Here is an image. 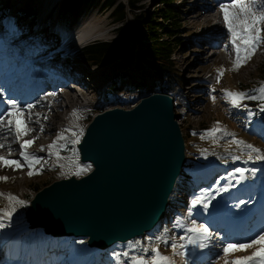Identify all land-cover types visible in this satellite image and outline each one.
<instances>
[{"label": "rangeland", "instance_id": "obj_1", "mask_svg": "<svg viewBox=\"0 0 264 264\" xmlns=\"http://www.w3.org/2000/svg\"><path fill=\"white\" fill-rule=\"evenodd\" d=\"M29 1L31 0H20V2L19 0H0V30L6 27L1 33L2 35L15 31V38L16 36L21 38L20 34L27 32L29 29L27 34H30L31 40H35L34 45L36 43L35 48L38 49V54H44L48 51L62 48L64 46V44H62L63 38L66 37L69 28L75 22L78 23L81 18H89L104 30V34L86 43L94 42V40L116 39L121 43L126 42L127 44L123 54L118 56L125 57L128 54L135 55V46L142 42L140 39L145 37L148 32L147 28L139 25L135 15L144 14L145 19H147L152 10H156V8L161 6V2H158V0H138L136 9H126V14L122 21L125 30L121 32L116 28L118 25L120 26L121 21H116L114 19V10L112 7L101 5L102 0H94L86 3L80 9H74L72 11V16L68 17L69 21H66V19L65 21L63 20L64 22H69V25L66 27H63L64 23L61 22L59 14L57 13L59 5H52L47 8L48 10L45 11L44 14L51 11L49 14L50 22H53L55 19L53 18L54 15L58 14L59 20L57 23L62 27L61 34L50 35L51 29L54 28L55 24H52L53 26L50 25L48 30L44 31V26L41 27V20L44 14L41 15L39 10L34 9L38 5L37 0H32L31 5L28 3ZM189 1L192 2V4H190ZM200 2V0L196 2H193V0H175L172 2L173 9H178L177 16L182 33H180L178 37L180 42L172 47L173 49L170 57L173 62L168 77L171 78L169 82V86L171 87L170 93L175 97L176 104L174 106V112L178 114L177 121L180 123L183 137L186 139V157L188 155L186 148L188 150L190 149L188 145L191 140L190 137L194 138L196 135V139L193 140L196 141L191 145V150H194L195 153L192 159H188V164L186 162V167L184 169L182 168V171L184 170V173L190 176H197L207 171L208 168L212 170L218 167L223 170L225 174H228L233 165L248 161L249 163L255 164L245 183L256 188L257 183L264 182V173H261L262 171L260 172L259 170L261 164H263L264 168V160L256 159L257 155L264 156V133L260 132L262 136H259V131H250L255 122L253 121L252 125L249 124L254 117L252 116L251 119L248 113L251 109L254 111L255 115H259L260 106L264 105V100L244 99L240 102L242 106L233 107L229 99L225 97L223 90L227 89L232 92L259 95L258 90L264 87V30L260 33L262 40L257 45L256 51L252 57L246 63L235 68L234 61L236 56L233 46L230 43V33L224 23L221 7H214V13L219 15V19L221 20L220 27H222V31L218 33V36H215V39L214 36L210 35L209 30V26H211L213 22H204L203 19L199 18L198 20L195 18L196 15L193 13L195 9L192 6L199 7L198 4ZM21 4L25 5L26 8L16 10V7H21ZM222 4H231V0L225 1ZM206 7L207 5H205V8ZM10 8L12 12H8ZM230 10L239 13L238 8ZM257 14L259 13L257 12ZM151 18L161 22H167L166 19H162L160 13L153 14ZM243 18V16L239 17V19ZM35 20L37 22H35ZM233 22L236 23V21ZM168 23L169 21L162 24ZM260 27L264 29V22H261ZM34 30L35 32H33ZM204 34L207 35L206 39L201 37ZM218 38H220L222 42L226 40L221 46L218 44L215 47L211 46V49H207L206 43L209 42L215 45L220 41L217 40ZM37 39H46V42H39ZM12 41L15 42V39ZM144 41H147V39L145 38ZM50 42L54 44H51V47H47L46 45H49ZM42 44L45 45V49L39 51L40 48L38 45L40 46ZM203 49H205L206 52ZM213 49H216V51L215 54L213 53L212 55L211 50ZM62 52L66 51L60 49V54ZM58 55L59 54H56V56ZM69 58L72 59L74 57L69 56ZM74 64L76 67H74ZM145 64L149 65L146 60ZM114 65L115 64L108 67L100 66V68L97 69L99 72L87 74L78 62H68L66 67L72 68V75L81 73V78L77 80L90 92V94H85V92H83L81 95L85 102L90 103L89 106L82 109L81 114H83V119L81 124H68V126L58 129L59 124L63 122H54L58 130H55L53 134L49 132L44 135V138L47 140L52 137L51 144L56 140L57 134L63 132L65 138L57 141V147L52 150L53 153L58 152L59 159L55 154L49 155L47 143H42L41 146H43V150L34 145L28 147L27 151L29 153H34L41 158V163L34 166V171L36 169L39 170L38 174L29 176V169L21 157H16L15 160H18L21 164H25L24 167L13 168L8 166L0 171V177H8L7 180H0V193H3V195L0 196V209L10 210L12 206L16 208V212L13 213L10 221L7 218H4L2 221L6 227L0 228V261H2V259H20L23 257L29 259L30 256H27V253L31 252V247H35L34 253H37V257L42 255L39 249L43 248L47 256L53 255L54 258L57 257V254L72 255L71 257L75 259L76 264L78 261L84 264H94L90 263V260L93 258L96 259L95 264H124V262L130 261L132 256L137 255L151 259L152 253L150 249L158 248L159 253L164 257H168L172 264H225L226 260L231 264L233 260L252 256L254 252L264 248V245L253 244L251 247L244 250L230 249L227 254L223 252V248L228 244H246L238 243L244 240L246 234L253 237L256 235L255 231H260V234L264 233V230H259V228L249 229V224L244 219V217H249L251 214L252 208L245 212V209H247L250 204L247 202L240 204V202L237 203L233 201L237 198L245 197L246 194L240 192L238 195L236 193L232 196V193L225 192L226 198L220 196L219 206L214 205L206 214H200L198 210L192 213V210L190 211L191 208L186 210V200L188 196L182 195V190L184 189L181 185L178 191L180 197L174 199L177 205L176 209H167V215L164 217L161 224L148 231L145 236L136 238L134 241L125 243L123 246L116 243L107 247L106 250H102V247L100 250H94V246H90L88 243L87 237H50L44 233V228L33 226L28 214V208L37 192V187L42 189L55 180L70 178L72 176L79 178L92 168L89 163L79 161L81 157L78 153V143H72L76 138L73 133H80L84 127H87L93 116L102 111L101 109L103 108H128L138 103V101L135 102V100H137L139 96L142 97L144 92H159V89L152 90L153 85L148 86L150 87L148 89H144V85H142L141 90H144L140 92L135 91V89L130 88V86H126L124 88L125 92L120 93V95L119 91L114 92L112 98H108L104 89L107 85L112 84V80L108 76L116 71L114 70L116 68ZM211 65H213V68ZM149 66L150 69L147 72H145V68L134 70L126 69V72L134 74L137 77H142L144 80L153 84L163 82L165 84L166 81H168L164 72L162 73L158 70L154 72L153 67H151L152 65ZM102 69L103 72H100ZM88 71L90 72L89 69ZM219 73L222 74L219 75L218 80L215 75ZM64 74L68 75V72H64ZM83 74L87 75L86 79L82 76ZM128 77L129 75H127L126 78ZM115 78L119 81V75ZM130 81L132 82V80ZM123 83L124 81L121 82L122 85H124ZM60 89L64 91L65 95L72 93L67 87H62ZM97 89L99 90L97 91ZM71 90H75L73 92L76 94L82 92V90L79 89ZM167 90L169 91L170 89L167 88ZM93 91H97L98 93ZM56 92L57 91L52 94L59 93V91ZM135 93L136 96H134ZM213 97H215V99H213ZM7 100L8 99L5 101ZM262 118H264V114H262ZM245 124H247L246 131L244 127ZM214 128H218L220 131L210 133L209 130ZM65 129L70 130L64 131ZM188 133L193 135L189 137ZM202 136L204 138H201ZM234 139L243 141L244 143H234ZM59 145H64V147H59ZM245 145H252L260 151L258 153H251L250 149ZM13 152L19 154V147H16ZM250 154L252 155V159L248 158ZM234 157H239V159H234ZM77 167L84 169L80 175L74 174ZM218 172L219 170L217 169L215 174ZM25 173H27L26 176ZM204 178H209V173L205 175ZM183 182L184 180L181 181V184H183ZM219 192L220 191H217L216 193L219 194ZM247 192L250 193L251 190L248 189ZM10 194L20 200L27 201V204L23 206L15 204L14 201H10ZM0 215H2V213H0ZM193 221H195L197 225L203 223L208 227V238L204 241L207 247L200 249L194 245H187L186 248L182 249L180 245L186 244V241L180 240V236L185 234L184 229L191 226ZM225 222H228L226 224L230 227L229 233L233 234V240H230L229 238L231 236L223 232L222 225ZM262 224H264V219ZM164 240H167L168 243L163 242ZM16 241L19 243L13 245V242ZM172 243L177 245L175 250L171 247ZM122 247H125L128 255H119V257H117L119 248L121 249ZM249 264H262L261 257H256L254 260L250 261Z\"/></svg>", "mask_w": 264, "mask_h": 264}, {"label": "water", "instance_id": "obj_2", "mask_svg": "<svg viewBox=\"0 0 264 264\" xmlns=\"http://www.w3.org/2000/svg\"><path fill=\"white\" fill-rule=\"evenodd\" d=\"M177 117L170 96L154 91L133 108L95 114L79 145L92 168L38 189L28 208L33 226L102 248L151 229L186 159Z\"/></svg>", "mask_w": 264, "mask_h": 264}, {"label": "snow or ice", "instance_id": "obj_3", "mask_svg": "<svg viewBox=\"0 0 264 264\" xmlns=\"http://www.w3.org/2000/svg\"><path fill=\"white\" fill-rule=\"evenodd\" d=\"M221 12L223 15L224 23L228 28L230 33V43L233 46L236 59L234 61V67L238 68L241 64L246 63L252 55L255 53L257 45L261 42L262 37L260 35L261 31L264 30L260 27L261 22H264V0H231V4H221ZM239 9V13L235 11H231L230 9ZM257 12L259 14H257ZM240 16H243V19H239ZM233 21H236L234 23ZM219 73L217 79L219 80ZM3 89L0 88V96L3 95ZM226 98L229 99L230 103L233 107H240L241 101L244 99L251 100H264V87H261L259 91V95H248L244 92H232L227 89L223 90ZM215 99V97H213ZM35 105L28 103L26 105L21 106L17 102V99L10 98L5 102L4 107H0V133H8L12 137V143L19 142V155L23 158L25 164L27 165L29 171L28 175L32 176L34 174H38V169L34 171V166L41 163V158L36 156L34 153H29L27 151L28 147L34 143V139H24L22 142L21 138L28 135L33 131L31 127L28 125L35 122L39 123V119L33 120V117H39V113H32L31 109L34 108ZM246 107V106H245ZM27 110V111H26ZM260 112L264 113V105L260 106ZM73 116H76V110L72 112ZM249 115H253V113L249 112ZM78 118V117H77ZM44 119H47L45 116ZM43 131V125L40 128ZM70 129H65L64 131H69ZM220 131L218 128H214L209 130L210 133H215ZM81 133H73L76 137L72 143L76 144L79 142V135ZM65 137L63 132L58 133L56 140H54L51 144L48 145L49 155L55 154L59 159L58 152L53 153V149L57 147V141L63 140ZM201 138H204L203 136ZM234 143L243 144V141H238L234 139ZM248 149H250L251 153H258L260 150L254 148L252 145H245ZM7 147L9 149V153L12 152L11 143L0 142V148ZM59 147H64V145H59ZM41 150H43V146H41ZM249 159H252V155L250 154ZM234 159H239V157H234ZM256 159L264 160V156L257 155ZM0 164L3 166H9L13 168H22L25 164H21L18 160L8 159L4 156H0ZM84 171L83 168L77 167L75 175H80ZM246 169L236 168L235 172L240 174L236 183H239L241 180L245 179L244 173ZM8 177H0V180H7ZM232 185L228 186L231 187ZM228 187L220 188V192H227ZM3 193H0L2 196ZM10 201H14L15 204H19L21 206L27 204V201L20 200L19 198L9 195ZM215 197H209L206 195H198L191 201L192 208L196 209L199 205L203 208L204 211H208L210 208V203L214 200ZM244 201H240V204H244ZM16 212V208L12 206L10 210H2L0 209V228L6 227V225L2 222L4 218H7L9 221L11 220L13 213ZM185 234L180 236V240L186 241V244H181L180 248H186L187 245H194L197 248L203 249L207 247V244L204 242L208 238V227L201 223L196 224L195 221L192 222L191 226L184 229ZM161 239V238H158ZM163 242L168 243L167 240ZM253 244H261L264 245V233H261L257 238L252 239L250 243L246 244H228L223 248V252L227 254L229 250H244L248 247H251ZM171 247L175 250L177 245L175 243L171 244ZM150 252L152 253L151 259H148L144 256H132L130 261L124 262V264H172L168 257H164L159 253L158 248H151ZM121 255L117 254V257ZM123 255L127 256L128 253L125 252ZM256 257H261L262 264H264V248L259 249L254 252L252 256L238 258L237 260L231 261V264H249L250 261L254 260ZM225 264H229L226 260Z\"/></svg>", "mask_w": 264, "mask_h": 264}, {"label": "trees", "instance_id": "obj_4", "mask_svg": "<svg viewBox=\"0 0 264 264\" xmlns=\"http://www.w3.org/2000/svg\"><path fill=\"white\" fill-rule=\"evenodd\" d=\"M92 1L94 0H61L58 6V9H57V13L59 14V18L61 19V22L64 23L63 27H66L67 25H69L68 24L69 22H64V21L65 19L66 21H69L68 17L72 16V13H73L72 11L74 9H80L86 3H89ZM137 1L138 0H124V1L122 0H102L101 5H105L106 7H112V9L114 10V19L116 21H121L120 26L118 25L116 28L119 31L123 32L125 28L122 25V21L125 17L126 9L127 8H129L130 10L136 9ZM173 1L174 0H158V2H161V6L156 8V10H152L151 14L149 15V17H147V19H145L144 14L135 15V17L138 20L139 25H142L144 26V28L148 29L147 35L143 37L142 39H140L142 42L138 43L137 47L134 50L136 53L137 59L143 60V61L146 60L149 63V65H152L151 67H153L154 72L156 70L162 73L164 72L165 77L167 76L168 78V81H166L165 84H160V83L155 84V86L153 87L154 89H166L167 87H169L170 85L169 82L171 81V78L168 77V75L170 74L169 71H170V68L172 67L171 64L173 62L170 57L172 53V49H173L172 47L176 46V44L180 42L178 37L180 36L179 34L182 33V30L180 29V22L177 16L178 9L176 10L173 9V6H172ZM20 9H24V8H20ZM155 13H160L162 19H166L167 22L169 21V23L162 24V23H167V22H161L159 20L151 18V16ZM145 38L147 39V41H144ZM126 45H127L126 42L121 43L116 39L98 40V41H94L90 44H87L81 47L78 50V52L75 54L76 59H79L80 61L88 62L90 64H96L102 67H105V66L108 67V66L115 64L114 66L118 70L113 74V76H111L113 80V83H112L113 85L107 89L106 95L108 98H112L114 92L119 91V95L120 93L125 92L124 88L126 86H130V88L135 89V91L137 92L138 91L140 92L142 85H144V88L147 86L145 81H139L138 79H136V77L129 76L128 78H126L127 72L124 70V68L132 64V60H131L132 58L129 59L130 61L122 60L123 57L118 56V55L123 54V52L126 49ZM136 64L140 65V62L137 61ZM149 65L146 64V69L150 67ZM117 75H119V82L115 78ZM215 76H218V75H215ZM130 80H132V82H128ZM122 81H124L123 83L124 85L121 84ZM117 83H120L122 86H120ZM134 96H136V93L134 94ZM188 135L190 137V135H193V134L188 133ZM190 138L191 140L188 143V145L190 146V149L188 150L186 148V152L188 153L186 157L187 164H188V159H192L193 154L195 153L194 150H191L192 149L191 145L192 143L196 141V140L193 141L194 139H196V135L194 138L193 137H190ZM184 141H186V139ZM250 164L251 163H249L248 161L247 162L243 161L241 162V165L240 164L233 165L231 167V170L228 172V174L222 173L219 175L220 179L222 180H224L225 178H230V180L225 183L226 187L232 185L231 187H228V190L230 192L232 191L234 192L238 188L243 187L240 182L236 183V179L240 174L236 173L235 169L236 168L246 169L247 171L244 173V175L247 178V173L252 168ZM216 178H218V176ZM245 179H243L242 181H244ZM211 187H212V192H210L209 191L210 188L206 186L204 187V189L201 188L199 192H197L194 195V198L202 194L209 196V197H215V199L212 200L210 203L209 210H211V207H213L214 205L219 206L220 204V201L218 199L220 198V196H217L218 193H216L220 189V186L217 183V179L213 180V184H211ZM39 188L40 187H37L36 190H38ZM263 191H264V183L259 185L260 194H262ZM196 208L199 209L202 213L205 212L203 208L200 207L199 205ZM253 208H254V204H253ZM254 213H256L257 215L261 214V213H258L257 210L253 211V214ZM251 223H252L251 227L259 226V224L256 223L255 219L252 220ZM245 243H249V242H245Z\"/></svg>", "mask_w": 264, "mask_h": 264}, {"label": "bare ground", "instance_id": "obj_5", "mask_svg": "<svg viewBox=\"0 0 264 264\" xmlns=\"http://www.w3.org/2000/svg\"><path fill=\"white\" fill-rule=\"evenodd\" d=\"M60 0H37V7L36 8H40V14L43 15L45 13V11H47L49 7H51L52 5H57L58 2ZM124 1V0H122ZM197 0H193V2H196ZM201 1V0H200ZM20 2V0H19ZM190 4H192V2L189 1ZM201 4V2L199 3ZM205 4H210V6L204 9V7H202L201 5L197 6H192L195 10L193 11V13L196 15L195 18H197L199 20L203 19L204 22H208V21H212L213 24L210 26V33H212L214 36H218V33L222 31V27H220V17L217 13H214V7L216 5H219L215 0H212L210 3H203V5ZM26 8L25 5L21 4V7L17 8ZM55 18L53 20V23H55L57 21V15H54ZM3 32V29L0 30V35ZM15 31L10 32L9 36L10 38H14L16 32ZM22 33V32H20ZM104 34V30H102L97 23H95L94 21H91L89 18H81L80 21L77 23L75 22L70 28L69 31L66 35L67 38V43L68 45H73L74 47H77L79 44H84L87 41L94 39V38H98L101 37V35ZM224 34V31H223ZM211 35V34H210ZM98 36V37H97ZM207 35L204 34V36L202 37L203 39H206ZM217 40H220V38H218ZM226 40V39H225ZM224 40V41H225ZM6 40H0V42L2 43L1 46L4 45V42ZM25 40L19 41L18 43H16L15 46H21L23 45ZM37 41L41 42V39H37ZM224 41L222 42V40L218 41V43H216L215 45H212V47L217 46L218 44H220V46L224 43ZM35 42V40H34ZM12 44H15L14 42H10ZM208 43V42H207ZM53 44L52 42L49 43V45ZM36 45V43H35ZM202 46V45H201ZM211 46L207 45V49H211ZM38 47L40 48L39 51H43L45 48V45H38ZM202 48V47H200ZM60 49H66L65 47H62ZM205 52L206 50L203 49ZM4 51V50H3ZM216 49L211 50V54L215 53ZM51 52L46 56V59L44 57V55H40L41 56V60L37 59V61H43L42 63H45V67H47L48 69L52 68V62H58L56 61V59L60 58L59 60L65 59V56L61 57L60 54V50H55V51H48ZM47 53V52H46ZM40 54V53H39ZM45 54V53H44ZM56 54H59L58 56H56ZM212 56V55H210ZM51 62V63H49ZM60 66H63L62 64ZM60 68V67H59ZM65 67L62 68V70ZM141 68H145V66H140L139 69ZM57 71V70H56ZM55 71V72H56ZM61 71V68H60ZM16 72L11 73L9 76H7L5 78V80H13L16 76ZM78 77V76H77ZM66 77L64 79H61L58 84L57 87V92L59 91V93L57 94H52L51 90H44L43 92H39L36 97L35 100H30V101H24L23 104H21V106L23 107V105H26L28 103L34 104L35 107L31 109L32 113H39V117H33V120L35 119H39V123H31L28 126L31 127L33 129L32 132H30L28 135L24 136L21 138L22 142L24 139H34V143L32 145L34 146H38L39 148H41L42 143H47L48 145L51 142V138L49 140H47L46 138H44V135L46 133L52 132V134L54 133L56 129V124H54V122H63V126H68V124L71 125H77V124H81L82 119H83V114H81L82 109L84 108L83 106L85 105L83 97L81 96L83 92H85V94H90L89 90L86 89V87L81 88L82 92L80 94H76L75 90H71L72 93L65 95L64 91H60L58 89L62 88V86H66L68 81H65ZM65 82V83H64ZM77 84H72L70 87L71 88H75L77 87ZM0 87H1V83H0ZM82 87V86H81ZM3 89V88H2ZM85 89V90H84ZM54 90V89H53ZM94 92V91H93ZM98 93V92H96ZM20 104V103H19ZM73 110H76V116L72 115ZM27 111V110H26ZM63 113V115H62ZM47 117V119H44V117ZM78 117V118H77ZM177 123V122H176ZM41 125H43V131L40 130ZM177 125H179L177 123ZM179 128L180 125H179ZM254 128V127H253ZM86 127H84L82 131V134L79 135V142H78V149H79V154H80V143H82V140L84 138L85 132H86ZM256 130V129H255ZM80 131V133H81ZM258 132V129H257ZM259 135L262 136V134H260V131L258 132ZM7 141L8 143H11V147H12V152L11 154L9 153V149L7 147L5 148H0V156H4L8 159H15L16 157H20V155L17 152H13V150L16 149V147H19V142L16 143H12V137L8 134V133H0V142H5ZM31 146V145H30ZM64 150V149H63ZM81 156V154H80ZM22 158V157H21ZM83 161V160H80ZM8 166H3L2 164H0V171L4 168H6ZM27 175V173H25V176ZM74 177V176H72ZM23 181V180H22ZM178 201V200H177ZM59 236V235H56ZM232 236V235H230ZM69 237V236H67Z\"/></svg>", "mask_w": 264, "mask_h": 264}]
</instances>
